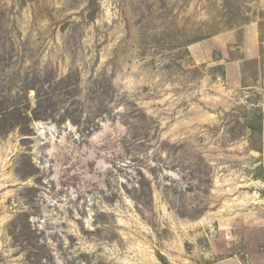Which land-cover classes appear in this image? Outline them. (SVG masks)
Here are the masks:
<instances>
[{"label": "rangeland", "instance_id": "rangeland-1", "mask_svg": "<svg viewBox=\"0 0 264 264\" xmlns=\"http://www.w3.org/2000/svg\"><path fill=\"white\" fill-rule=\"evenodd\" d=\"M42 73L48 119L0 138V264L23 211L56 264H264V0H0V98Z\"/></svg>", "mask_w": 264, "mask_h": 264}, {"label": "trees", "instance_id": "trees-1", "mask_svg": "<svg viewBox=\"0 0 264 264\" xmlns=\"http://www.w3.org/2000/svg\"><path fill=\"white\" fill-rule=\"evenodd\" d=\"M47 74L45 75V73H42L35 75L34 78L28 81V83H30L28 85L26 84L16 97L0 98V138L16 130L23 136H32L30 135V124L34 121L48 119V117H43L41 115V112L47 110L46 104L52 100H46L45 95L48 89L45 87L44 81L50 77L49 73ZM71 82H76V77L70 72L64 78H59L58 80L56 78L53 79L52 82L50 81L49 86H64L65 88H69L72 87L70 85ZM78 86L79 83L77 87ZM74 88H76V86ZM32 92L34 94V108L31 107L30 100V94ZM18 96L25 97L26 104L24 106L19 102ZM95 113H97L99 117L105 114L109 115V113L106 111L103 113L100 109ZM97 115H92L93 120ZM90 121H92L91 115H89L87 119H83L80 114L75 119H72L71 122L82 132L92 133L95 129L92 126L93 123ZM247 127L252 130L251 125L248 124ZM255 130L256 129H254V132ZM20 172L18 170V173ZM33 176V173H26L21 176V179L27 180ZM139 186H141V184ZM147 189H149L148 195L151 197V187L149 186ZM26 191L27 193H31L33 189H26ZM8 235L12 239V247L16 251L15 255L21 256L25 264H56L54 251L48 245V242L43 239V234L32 225L31 215L28 212L23 211L8 225Z\"/></svg>", "mask_w": 264, "mask_h": 264}, {"label": "crops", "instance_id": "crops-1", "mask_svg": "<svg viewBox=\"0 0 264 264\" xmlns=\"http://www.w3.org/2000/svg\"><path fill=\"white\" fill-rule=\"evenodd\" d=\"M250 55L248 56V59H253V58H256V54H257V51L256 49L253 47L251 50H250Z\"/></svg>", "mask_w": 264, "mask_h": 264}]
</instances>
